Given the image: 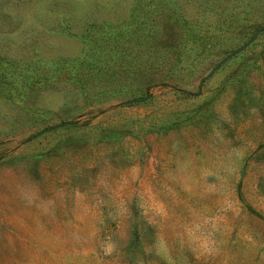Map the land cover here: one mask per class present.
Here are the masks:
<instances>
[{"label": "rangeland", "instance_id": "rangeland-1", "mask_svg": "<svg viewBox=\"0 0 264 264\" xmlns=\"http://www.w3.org/2000/svg\"><path fill=\"white\" fill-rule=\"evenodd\" d=\"M264 0H0V264H264Z\"/></svg>", "mask_w": 264, "mask_h": 264}, {"label": "water", "instance_id": "water-1", "mask_svg": "<svg viewBox=\"0 0 264 264\" xmlns=\"http://www.w3.org/2000/svg\"><path fill=\"white\" fill-rule=\"evenodd\" d=\"M264 29V26L259 28L256 33L254 34L253 38L251 40H249L245 45H243L241 48H239L238 50L234 51L233 53H231L230 55H228L222 62H220L211 72V74L214 73L215 70H217L223 63H225L226 61H228L230 58H232L234 55H236L238 52H240L241 50H243L244 48H246L248 45H250L254 39L257 37V35Z\"/></svg>", "mask_w": 264, "mask_h": 264}]
</instances>
